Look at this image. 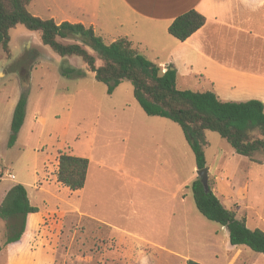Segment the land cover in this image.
<instances>
[{
    "label": "rangeland",
    "instance_id": "374dc122",
    "mask_svg": "<svg viewBox=\"0 0 264 264\" xmlns=\"http://www.w3.org/2000/svg\"><path fill=\"white\" fill-rule=\"evenodd\" d=\"M26 35L39 48L23 47ZM8 36V53L0 47V204L16 184L25 187L32 205L34 195L45 196L37 189L54 182L59 152L89 163L80 193L65 188L56 193L59 213L54 223L49 221L58 232L57 264H164L151 254L132 263L141 241L190 251L195 258L216 247V264H225L228 233L195 207L191 184L199 178L180 127L144 114L129 82L108 95L106 86L83 70L80 58L55 55L21 25ZM103 38L111 41L108 35ZM68 68L73 72L64 75ZM22 95L25 119L9 148L12 113ZM202 148L213 194L248 229L264 232V167L251 166L262 163L264 153L251 159L239 156L210 131L204 133ZM218 155L221 161L216 163ZM4 233L0 220V245ZM245 249L253 258L236 248L232 254L239 255L237 264H264L263 255ZM5 255L0 254V264H5Z\"/></svg>",
    "mask_w": 264,
    "mask_h": 264
},
{
    "label": "crops",
    "instance_id": "0c3cea01",
    "mask_svg": "<svg viewBox=\"0 0 264 264\" xmlns=\"http://www.w3.org/2000/svg\"><path fill=\"white\" fill-rule=\"evenodd\" d=\"M191 9L201 14L205 23L180 42L171 37L167 29L176 17ZM28 11L43 20L52 19L56 24L68 22L92 27L104 41L103 35H108L109 43L125 37L141 54L150 55L153 58L150 61L163 72L167 68L175 70L177 89L211 91L222 102L257 100L263 104L264 111V0H31ZM22 46L39 48L31 35L23 36ZM259 153L262 152L253 156ZM220 161L218 155L216 163ZM263 162H251V166L264 167ZM44 184L37 190L45 196L34 195V205L27 195L29 203L38 211L27 216L21 239L0 250V254H6L5 264H57L58 232L49 220L56 221L57 194L67 188L56 178L51 184ZM81 190L69 191L80 193ZM104 226L112 236L111 228ZM182 230L187 229L183 226ZM143 247L146 250H142ZM137 248L132 263H141L150 254L159 255L164 264H187L189 260L216 264L220 261L216 247L213 249L217 251L210 247L196 253L197 258L193 252L173 251L155 241H141ZM236 248H243L241 252L248 254L245 247L229 244L223 259L225 264H237L239 255L232 254Z\"/></svg>",
    "mask_w": 264,
    "mask_h": 264
},
{
    "label": "trees",
    "instance_id": "16d2710c",
    "mask_svg": "<svg viewBox=\"0 0 264 264\" xmlns=\"http://www.w3.org/2000/svg\"><path fill=\"white\" fill-rule=\"evenodd\" d=\"M31 0H0V47L8 53L10 30L21 25L37 34L40 44L55 55L78 57L83 70L91 73L97 82L106 86L111 95L123 81L133 88V97L149 117H158L177 124L193 153L195 168L207 167L203 152L206 131L217 133L235 154L251 158L264 153V111L257 100L247 102H222L211 91L194 92L176 87V71L161 68L141 54L133 43L123 37L107 44L92 27L82 24L43 20L28 11ZM205 18L191 9L176 17L167 32L183 42L199 30ZM97 61L101 64L97 65ZM68 68L64 75L72 73ZM26 99L22 95L16 103L7 146L11 148L25 119ZM57 182L70 191L81 190L85 184L88 160L67 153H58ZM197 211L208 221L224 227L229 244L246 247L264 256V232L246 227L244 219H237L232 210L226 209L208 187L205 192L199 179L191 184ZM38 209L29 203L26 189L21 184L11 187L0 204V220L4 226V241L0 250L18 242L25 232L29 214ZM187 264H200L189 260Z\"/></svg>",
    "mask_w": 264,
    "mask_h": 264
},
{
    "label": "water",
    "instance_id": "95a60500",
    "mask_svg": "<svg viewBox=\"0 0 264 264\" xmlns=\"http://www.w3.org/2000/svg\"><path fill=\"white\" fill-rule=\"evenodd\" d=\"M196 175L199 178L205 192L208 191V169L203 168V169H196Z\"/></svg>",
    "mask_w": 264,
    "mask_h": 264
},
{
    "label": "built area",
    "instance_id": "2783aa9c",
    "mask_svg": "<svg viewBox=\"0 0 264 264\" xmlns=\"http://www.w3.org/2000/svg\"><path fill=\"white\" fill-rule=\"evenodd\" d=\"M9 178H13V176L9 174Z\"/></svg>",
    "mask_w": 264,
    "mask_h": 264
}]
</instances>
